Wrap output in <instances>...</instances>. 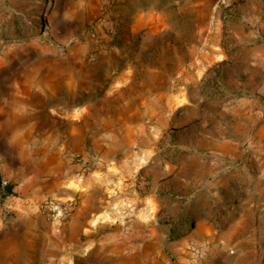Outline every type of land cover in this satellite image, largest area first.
I'll use <instances>...</instances> for the list:
<instances>
[{
	"label": "rangeland",
	"instance_id": "374dc122",
	"mask_svg": "<svg viewBox=\"0 0 264 264\" xmlns=\"http://www.w3.org/2000/svg\"><path fill=\"white\" fill-rule=\"evenodd\" d=\"M56 138L100 216L28 264H264V0H0V143Z\"/></svg>",
	"mask_w": 264,
	"mask_h": 264
},
{
	"label": "crops",
	"instance_id": "0c3cea01",
	"mask_svg": "<svg viewBox=\"0 0 264 264\" xmlns=\"http://www.w3.org/2000/svg\"><path fill=\"white\" fill-rule=\"evenodd\" d=\"M31 145L34 151L30 150ZM75 148L66 139L42 143H0V182H9V193L0 189V264H28L43 252L44 240L59 245L68 232L91 224L100 216L90 208L92 197L102 189V169L79 177ZM6 192V191H5ZM77 198L70 219L51 220L42 200ZM54 249H52V252ZM57 251V249H56Z\"/></svg>",
	"mask_w": 264,
	"mask_h": 264
},
{
	"label": "built area",
	"instance_id": "2783aa9c",
	"mask_svg": "<svg viewBox=\"0 0 264 264\" xmlns=\"http://www.w3.org/2000/svg\"><path fill=\"white\" fill-rule=\"evenodd\" d=\"M80 161V172L79 177L83 178L86 173H89L95 168V164L87 163L82 159ZM9 187V182L6 180H1L0 189L4 195ZM42 206L46 209L52 221L57 222L58 224H63L67 222L73 211L77 206L76 197H68L65 199H55V198H46L42 200Z\"/></svg>",
	"mask_w": 264,
	"mask_h": 264
},
{
	"label": "trees",
	"instance_id": "16d2710c",
	"mask_svg": "<svg viewBox=\"0 0 264 264\" xmlns=\"http://www.w3.org/2000/svg\"><path fill=\"white\" fill-rule=\"evenodd\" d=\"M10 192V189L9 188H7V190H6V193H9Z\"/></svg>",
	"mask_w": 264,
	"mask_h": 264
}]
</instances>
